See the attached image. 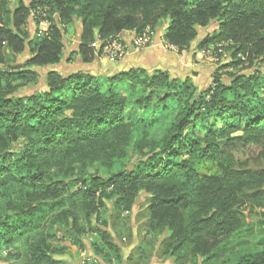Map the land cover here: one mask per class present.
<instances>
[{
  "label": "trees",
  "instance_id": "obj_1",
  "mask_svg": "<svg viewBox=\"0 0 264 264\" xmlns=\"http://www.w3.org/2000/svg\"><path fill=\"white\" fill-rule=\"evenodd\" d=\"M78 22L83 63L125 32L150 38L161 26L182 54L217 24L197 53L227 44L224 69L264 65V0H0V264H67L66 243L83 252L87 236L111 263L112 220L142 194L151 230L169 234L166 257L264 264V227L245 214L264 203V72L230 83L215 74L203 92L142 68L62 75L55 66ZM26 53L22 66L7 63ZM36 68L48 70L45 88L18 96Z\"/></svg>",
  "mask_w": 264,
  "mask_h": 264
},
{
  "label": "rangeland",
  "instance_id": "obj_2",
  "mask_svg": "<svg viewBox=\"0 0 264 264\" xmlns=\"http://www.w3.org/2000/svg\"><path fill=\"white\" fill-rule=\"evenodd\" d=\"M25 4L29 5L33 0H23ZM14 3V2H13ZM36 22L31 18L27 24V31L34 36L37 31ZM217 24L210 26L207 29H202L199 31V37L196 43L186 51L185 53L179 54L177 49L166 48L169 53L175 54L180 62L175 66L159 69V70H147L149 73H154L157 71L166 72L174 80L185 81L190 79L198 88L199 92H203L209 89L213 83V77L215 74H220L223 76V80L226 83L231 82L230 74L239 75H253L256 72H264V65H259L256 63L253 67L249 63H245L238 70H233L231 68H223L226 63L230 61L231 55L228 52L227 44L210 48L207 53H197L196 48L200 41L204 40L206 37L211 36L217 30ZM164 26L158 28L157 32L152 33L149 41L146 42L147 45L143 49H146L152 44L154 35L163 32ZM46 30V27L45 29ZM75 33L74 30L68 32L67 37L73 42ZM69 45L66 49V54L68 55L74 43ZM142 49V50H143ZM128 54L122 59L124 60ZM28 58V54L22 55L16 59L11 57L7 58V63L14 67L22 66ZM122 60L110 61L105 56V53L101 59L94 63H83V65H78L76 63H62L57 67L63 75H69L78 71H87L93 75L98 76H111L115 75L121 70H125L124 65L120 64ZM143 69V68H142ZM39 70V69H38ZM146 70V69H145ZM40 77L35 82V84H25V82H18L16 94L18 96H26L36 94L43 91L46 82L45 77L47 71L39 70ZM22 85V86H20ZM257 152L253 149L250 152L246 151L242 153L241 151L237 153V158L242 161L252 160L256 156L252 153ZM254 165V163L252 164ZM148 202L149 197L142 194L136 202L135 208L132 212H125L121 215V219L112 220L111 233L113 234L114 243L120 249V258L113 259L110 263L105 261L102 256H98L95 253L94 248L91 246L94 243V238L92 236H87L85 238L86 250L83 252L77 251L76 248L71 247L70 243H66L67 252L65 256L59 257L62 261L67 264H78L85 262H95L98 264H179L177 259L166 257L164 255L165 248L164 244L169 238L167 232L163 234L154 233L150 228L149 222V212H148ZM246 216H248V222L252 221L256 225H261L264 227V203L260 204L257 208V212L251 214L250 209L245 210ZM114 221V222H113ZM252 245L254 243H251ZM238 251H236L237 253Z\"/></svg>",
  "mask_w": 264,
  "mask_h": 264
},
{
  "label": "crops",
  "instance_id": "obj_3",
  "mask_svg": "<svg viewBox=\"0 0 264 264\" xmlns=\"http://www.w3.org/2000/svg\"><path fill=\"white\" fill-rule=\"evenodd\" d=\"M45 27L47 30L48 25L44 23L41 25L40 29L43 31H46L44 30ZM71 30H74L75 36H74L73 42L68 38V40L66 41V49L69 47L71 42L74 43V46L68 55L66 54V49H65L63 60L60 64L76 63L78 65L79 64L83 65V62L80 56L77 55L79 44H80L79 38H80L81 31H82L80 22H78L74 26V28H72ZM164 32H165V29L163 30V32L158 33L157 35H154L152 44L143 50L139 49L135 44V39H136L135 33L133 32L123 33L121 37L124 43L127 45L128 56L124 60H122L120 63L124 65V68H126L125 70H121V71H128L130 69H138V68H143L146 70H151V69L159 70L163 68L166 69V68H169V67H172L178 64L180 62V59L175 54L169 53L167 51L169 46L163 40ZM100 59L101 58L96 59L94 63L98 62ZM58 66L59 65L55 66V69L59 73H61V71L57 69ZM38 69L42 70L41 68H36L35 71L38 72L39 71ZM43 70L48 72L47 69H43ZM81 72H87V71H81Z\"/></svg>",
  "mask_w": 264,
  "mask_h": 264
},
{
  "label": "built area",
  "instance_id": "obj_4",
  "mask_svg": "<svg viewBox=\"0 0 264 264\" xmlns=\"http://www.w3.org/2000/svg\"><path fill=\"white\" fill-rule=\"evenodd\" d=\"M148 41L149 37H145L143 39H139L136 37L135 44L139 49H143L144 46L147 45L146 42ZM169 48L176 49L173 46H169ZM104 53L107 59H109L110 61L122 60L128 54V48L122 38H116L107 42Z\"/></svg>",
  "mask_w": 264,
  "mask_h": 264
}]
</instances>
